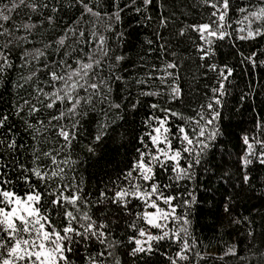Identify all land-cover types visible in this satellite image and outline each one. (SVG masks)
<instances>
[{
    "label": "trees",
    "instance_id": "16d2710c",
    "mask_svg": "<svg viewBox=\"0 0 264 264\" xmlns=\"http://www.w3.org/2000/svg\"><path fill=\"white\" fill-rule=\"evenodd\" d=\"M34 2L46 3L48 6L35 12L22 7L16 10L10 21L0 22L9 26L26 22L35 24L28 33L22 29L17 30L18 35H26L24 40L17 41L12 37L0 36V50H4L7 39L13 41L6 49L11 66L0 75V115L9 116L5 126L0 128V141H5L0 144V165H6L0 168V172H9L10 178L14 177L16 172L10 171L14 168L13 161L27 167L32 166L31 145L34 141L31 130L23 123L24 119H30L27 108L19 115L14 109L15 106L21 105L22 100L30 99V85L36 83L35 77L31 81H20V77L28 75L29 71L38 65L31 61L25 66L21 57L25 50L41 48L52 60L58 59L62 53L55 51V41L64 35L63 29L67 26L75 25L79 21L80 27L92 30V23L96 22L97 30L105 35L108 55L104 58L102 75L105 78L111 76L109 100L121 105L119 109L109 110L108 101H96L95 109L81 117L79 135L73 141L71 149H65L60 154V160L67 156L73 162L71 169L61 164L66 171L65 181L72 183L73 180H82L84 195H96L110 180H116L125 167H130L135 148L139 146L137 137L145 131L142 122L149 114L164 115L161 108L171 107L185 115H195L201 105L206 104L208 98L213 95L211 90L219 86L216 83L218 70L209 71L206 64H227L233 69V73L225 80V95L221 97V104L216 106L219 116L215 124L219 134L211 142V147L200 163L195 164L193 161L191 179L173 182L170 189H165L168 194H178L177 199L173 201L178 205L177 213L186 215L189 220V235L185 236L182 231L177 233L181 242L187 241L190 245L185 253L188 260L178 261V264H259L264 261V257L257 255L258 250L264 251L261 245L264 240V165L256 162L253 157L252 164L241 168L238 159L245 148L241 137L246 134L251 140L256 133L257 119L264 122V35L247 40L237 38L246 36L249 26H260L259 22L245 20L243 16L258 10L264 0H230L228 23L225 25L230 35L222 42L217 41L213 45L216 54L204 61L199 58L200 53L196 51L193 40L190 39L195 37L196 33L187 28L188 25L209 19L211 10L203 6L201 0H161L163 8L157 0H151L147 6L143 5V0H116L121 9L118 21L109 18L115 11L114 0H91V6L102 14L98 21L96 17L91 16L80 20L82 9L71 0ZM52 7L57 8L55 13L51 11ZM137 8L140 11H136ZM240 8H244L245 12L240 13ZM48 16L53 17L51 23L47 19ZM161 16L167 18L163 26L159 23ZM237 20H240V23H236ZM108 23L111 24L110 30L104 27ZM182 27L186 29L183 36L179 34ZM117 33L121 35L117 36ZM50 42L51 46L44 49V45ZM195 42L199 43V40ZM87 48L88 45H80L76 54ZM253 51L257 53L253 58L254 64L244 59ZM241 52L244 56L239 54ZM116 55L122 56L120 62H116ZM25 60H29V57H25ZM169 61L177 67L167 69L173 73V77H165V82L161 83L155 77L162 75V72L155 71L153 66L160 69L163 63ZM150 71H154L153 78L148 80L147 84L138 85L136 80L145 79V74ZM39 75L42 83L44 77ZM116 76L123 79L117 80ZM173 79L181 89L182 96L179 100L169 101ZM17 82L22 84L21 88L13 87ZM141 89L151 90L157 95L141 96ZM129 102H138L137 108L129 109ZM152 103H158L161 108L151 109L149 105ZM46 114L41 112L36 118H45ZM183 122L172 117V131H175L177 124ZM99 123H106L107 128L102 140L95 144V154H92L87 151V146L93 143ZM9 128L13 130L12 133L8 132ZM13 133L17 148L8 150L5 137L7 135L11 138ZM259 135L264 137V131ZM53 139L45 132L38 146L45 151L49 148L56 149L59 145L55 144ZM254 148L259 149V145H254ZM38 163L48 165L49 161L41 157ZM185 163L186 161H181L182 165ZM244 172L249 175L247 183L243 180ZM161 175L158 170V178ZM9 187L16 188L18 192L27 190V185L22 182ZM193 196L195 201L186 210L182 206L183 199L191 201ZM96 215L100 217L103 214ZM245 217L247 219H244ZM234 220H240V223H234ZM182 224L183 221L174 224L170 221L168 226L175 230ZM109 226L112 227L111 223ZM114 231L122 241L116 253L120 256L122 264H145L146 261L147 264H169L166 257L175 258V253L179 251L178 244L165 239L159 242L157 250L149 256H130L128 252L135 245L128 243L127 236L132 233L124 230L123 222ZM150 231L156 233L159 230L152 228ZM249 231L254 235L250 237ZM233 246L235 254L229 252V248ZM94 247L95 250L100 249L98 243ZM92 250L89 249L90 252Z\"/></svg>",
    "mask_w": 264,
    "mask_h": 264
},
{
    "label": "snow or ice",
    "instance_id": "6c2138e0",
    "mask_svg": "<svg viewBox=\"0 0 264 264\" xmlns=\"http://www.w3.org/2000/svg\"><path fill=\"white\" fill-rule=\"evenodd\" d=\"M71 2L81 7L80 20L85 16H91L96 17L98 21L102 15L91 6V0ZM150 3L151 0H143L145 6ZM157 3L163 8L161 0H157ZM201 4L211 10L209 19L188 25L187 28L196 33V36L190 39L193 40L196 51L200 53L199 58L204 61L216 54L213 45L217 41H224L230 35L225 29L230 0H201ZM47 6L46 3L34 0L27 2L0 0V22L10 21L19 8L26 7L30 12H35ZM113 7L115 11L109 18L118 21L121 9L116 0ZM51 11L55 13L57 8L52 7ZM136 11L140 9L137 8ZM238 11L244 13L245 9L240 8ZM47 19L51 23L53 17L48 16ZM243 19L259 22L260 26L255 28L249 26L247 35L237 38L247 40L264 35V3L260 4L258 10L244 15ZM166 22L167 18L161 16L160 25L163 26ZM236 23H240V20ZM34 27V23L27 22L14 26L0 23V36L21 41L26 39V35H18L17 30L22 29L28 33ZM104 27L110 30L111 24H105ZM63 32L64 35L55 41V51L58 54L62 53L58 59L52 60L41 48L25 50L21 57L25 66L31 61L38 65L34 70H30L28 75L20 77V81H31L35 77L36 83L30 85L32 87L30 99L22 100L21 105L15 106L14 109L19 115L27 108L30 119H24L23 123L31 130L34 141L31 145L32 166L27 167L13 161L14 168L10 171L16 172L14 177L10 178L9 172H0V264H122L120 256L116 254L122 241L114 231L121 222L124 230L132 233L127 236L128 243L135 245L131 247L128 255L149 256L157 250L160 241L168 239L171 243L179 245L175 258L166 257L169 264L188 260L185 253L190 245L187 241L181 242L177 233L182 231L185 236L189 235L187 227L189 220L186 215L177 213L178 205L173 201L177 199L178 194H168L165 189H170L173 182L191 179L193 161L195 164L200 163L211 147V142L219 134L215 124L219 116L216 106L221 104V97L225 95V80L232 75L233 69L227 64H206L209 71L218 70L216 83L219 86L211 90L213 95L208 98L206 104L201 105L195 115H185L171 107L161 108L158 103L150 104L149 107L153 110L161 108L164 115L149 114L143 120L145 131L137 137L136 142L139 146L135 148L130 167H125L116 180H110L96 195L91 193L84 195L82 180L80 182L73 180L72 183L65 181L66 171L61 164L71 169L73 162L67 156L60 160V154L65 149H71L73 141L79 135L81 117L95 109L96 101H108L109 110L119 109L121 105L109 100L111 76L105 78L102 75L104 58L108 55L106 37L97 30L96 22L92 23V30L80 27L78 21L75 25L65 27ZM185 33V28L179 29L181 36ZM120 35L117 33V36ZM197 39L199 43L195 42ZM12 42V39H7L4 50H0L2 51L0 75L11 66L6 49ZM80 45H88V48L76 54ZM50 46L51 42L44 45V49ZM163 50L162 45L161 51ZM239 54L244 56L242 52ZM256 55L257 53L253 51L244 59L254 64L253 58ZM25 57H29V60H25ZM115 60L120 62L122 56L116 55ZM176 67L177 65L170 61L163 63L160 69L153 66L155 71L162 72V75L155 78L164 83L165 77H173V73L167 69ZM39 74L44 77L42 83ZM153 75L154 71L147 72L145 79H137L136 83L147 84ZM116 79L123 78L116 76ZM13 87L21 88L22 84L17 82ZM139 94L157 95L156 92L145 89H141ZM181 96V89L176 86L173 79L168 99L175 101ZM137 103L129 102L128 108L136 109ZM41 112H46V117L36 118ZM172 117L184 121L177 124L175 131H172L170 123ZM8 119L9 116L0 115V128L5 126ZM255 127L256 133L251 140L246 134L241 137L245 145L243 154L238 158L241 168H247L252 164L253 157L256 162L264 165V137L259 135L264 131V122L258 118ZM106 128V123H99L93 143L87 146L89 153L95 154V144L102 140ZM12 131L11 128L8 129L9 133ZM45 132L50 139L54 138L53 142L59 145L58 148H49L45 151L38 146ZM5 140L8 150H16L14 133L11 138L6 135ZM4 143L5 141H0V144ZM254 145H259V149H255ZM41 157L49 161L48 165L38 163ZM182 160L186 161L183 165ZM3 167L6 165H0V168ZM158 170L162 174L160 178ZM243 180L248 182L247 172H244ZM18 182L27 185V190L18 192L16 188L9 187ZM194 201V196L191 201L183 199L182 206L187 210ZM227 210L226 205L225 211ZM97 213L103 215L97 217ZM170 221L173 224L183 221V224L173 230L168 226ZM233 222L240 223V220ZM152 228L159 231L153 233L150 231ZM248 235L251 237L254 233L249 231ZM97 243L100 245L99 250H95L94 247ZM261 245L264 247V240L261 241ZM90 248L93 249L91 252ZM229 252L235 254V247H230ZM257 255L264 257V251L258 250ZM259 264H264V261H260Z\"/></svg>",
    "mask_w": 264,
    "mask_h": 264
}]
</instances>
